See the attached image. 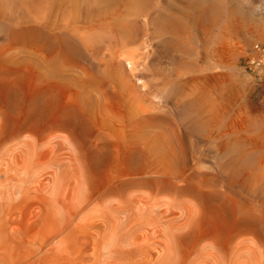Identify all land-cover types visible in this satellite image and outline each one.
I'll return each mask as SVG.
<instances>
[{
    "label": "bare ground",
    "instance_id": "bare-ground-1",
    "mask_svg": "<svg viewBox=\"0 0 264 264\" xmlns=\"http://www.w3.org/2000/svg\"><path fill=\"white\" fill-rule=\"evenodd\" d=\"M253 11L246 0H0L4 77L20 80L29 73L50 98L78 95L82 102L76 111L89 123L95 118L88 113L92 116L91 108L107 92L141 114L134 178L100 193L88 191L80 179L75 187L74 217L88 209L101 213L104 233L110 236L104 247L109 257H121L128 248L123 243L138 234H158L170 251L164 264H178L175 243L199 224L198 203L205 200L231 208L243 224L236 237H264V195L254 190V205L242 197L236 206L234 198L239 187L245 191L262 182L264 189V142H239L232 129L238 120L228 115L264 110V96L259 103L253 101L249 77L239 81L227 76L232 43L249 33L246 14ZM258 43L250 49L249 60L264 75L263 44ZM170 106L180 109L181 123L153 114ZM78 122L73 118L70 124ZM53 141L70 140L65 134ZM193 141L213 144L221 154L231 147L233 157L218 175L203 176L186 165V143ZM41 149L35 141L17 142L12 151L20 153L21 162L15 168L29 176L39 164ZM57 163L51 167L54 178L38 180L42 191L52 197L56 193L53 201L61 185L62 166ZM219 176H227V182L217 183ZM128 188L135 191L125 194ZM113 195L118 196L114 202L93 206ZM246 249L256 257L255 246ZM237 250L234 246L231 254ZM200 252L197 261L224 264L217 244Z\"/></svg>",
    "mask_w": 264,
    "mask_h": 264
},
{
    "label": "rangeland",
    "instance_id": "rangeland-1",
    "mask_svg": "<svg viewBox=\"0 0 264 264\" xmlns=\"http://www.w3.org/2000/svg\"><path fill=\"white\" fill-rule=\"evenodd\" d=\"M246 1L255 12L246 14L249 33L232 43L228 62L233 74L227 72V76L239 81L249 77L253 101L259 103L264 96V75L254 70L249 59L255 44L264 46V0ZM161 62L166 63L164 68L168 67L164 58ZM3 72L0 70V264H164L170 251L158 234H138L123 243L128 248H124L121 257L112 258L104 248L110 236L104 233L101 213L88 209L79 219L73 214L79 179L88 191L100 193L120 180L128 182L134 178L139 143L135 134L141 125V114L118 95L107 92L101 94L99 105L91 108L92 116L88 113L95 118L89 123L82 111H76L82 102L78 95L67 93L50 98L31 74L15 80L13 76L4 77ZM226 95L229 97L230 93ZM175 109L170 106L153 114L172 124L181 123L183 116L180 109ZM228 115L238 120L232 129L241 139L239 142H264V110L247 114L236 110ZM73 118L79 120L75 126L70 124ZM65 134L69 142L53 141L55 136ZM27 140L42 145L39 164L27 176L30 180L15 168L21 162L20 153L12 151L17 142ZM186 151V165L202 175H218L234 154L231 147L221 154L215 145L201 141L187 142ZM56 161L62 166L61 185L57 187L58 200L53 201L56 193L52 197L42 191L38 180L53 177L50 173H54L52 165ZM227 180V176L220 177L217 183ZM262 185H249L245 191L236 188V206L242 197L254 205L258 198L253 192L258 189L264 195ZM134 191L135 188H128L125 194ZM117 197L109 196L93 206L104 207ZM201 203L199 224L175 243L178 264H214L210 259L196 260L200 251L212 244L223 252L224 264H264V237H236L234 233L243 224L238 223L231 208L206 200ZM247 245L255 246L256 257L246 254ZM234 246L238 250L233 256Z\"/></svg>",
    "mask_w": 264,
    "mask_h": 264
},
{
    "label": "built area",
    "instance_id": "built-area-1",
    "mask_svg": "<svg viewBox=\"0 0 264 264\" xmlns=\"http://www.w3.org/2000/svg\"><path fill=\"white\" fill-rule=\"evenodd\" d=\"M262 47V51H264V46H261Z\"/></svg>",
    "mask_w": 264,
    "mask_h": 264
}]
</instances>
